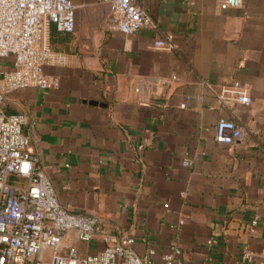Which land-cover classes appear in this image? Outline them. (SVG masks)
Listing matches in <instances>:
<instances>
[{"label": "crops", "instance_id": "crops-1", "mask_svg": "<svg viewBox=\"0 0 264 264\" xmlns=\"http://www.w3.org/2000/svg\"><path fill=\"white\" fill-rule=\"evenodd\" d=\"M76 31L47 25L49 89L5 95L6 115L27 118L30 150L59 201L96 216L134 250L175 264L257 261L264 247V0L222 10L220 0H141L152 22L133 36L108 30L109 0H72ZM165 40L172 50L158 49ZM12 59L0 61V74ZM240 83L252 104L227 93ZM221 118L244 127L234 145L215 140ZM184 163H189L184 166ZM82 257L100 240L66 241Z\"/></svg>", "mask_w": 264, "mask_h": 264}, {"label": "built area", "instance_id": "built-area-1", "mask_svg": "<svg viewBox=\"0 0 264 264\" xmlns=\"http://www.w3.org/2000/svg\"><path fill=\"white\" fill-rule=\"evenodd\" d=\"M248 0H220V8L243 6ZM111 15L108 30L133 36L152 22L141 0H109ZM47 25L61 34L76 31V7L72 0H0V61L12 59V67L0 74V264H156L149 248L144 256L134 250L135 240L116 237L96 216L72 212L59 201L55 187L40 165L37 154L30 150V136L25 133L24 115H6L5 95L35 86L43 90L56 85L43 68L62 64V58L44 47ZM158 49L172 50V43L155 42ZM230 93L239 103L250 106L252 99L235 83L230 91L218 95L220 101ZM244 135L243 125L219 119L215 140L234 145ZM189 163H184L188 166ZM74 236L91 243L100 240L104 248L82 257L66 241ZM182 255L176 244L163 256L160 264H175ZM261 258L244 253L240 264H264Z\"/></svg>", "mask_w": 264, "mask_h": 264}, {"label": "trees", "instance_id": "trees-1", "mask_svg": "<svg viewBox=\"0 0 264 264\" xmlns=\"http://www.w3.org/2000/svg\"><path fill=\"white\" fill-rule=\"evenodd\" d=\"M55 29V28H54ZM56 31V30H55ZM57 32V31H56ZM58 34H61V33H59V32H57Z\"/></svg>", "mask_w": 264, "mask_h": 264}]
</instances>
